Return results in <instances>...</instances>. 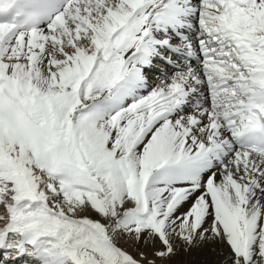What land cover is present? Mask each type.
Returning a JSON list of instances; mask_svg holds the SVG:
<instances>
[{"label":"snow or ice","instance_id":"6c2138e0","mask_svg":"<svg viewBox=\"0 0 264 264\" xmlns=\"http://www.w3.org/2000/svg\"><path fill=\"white\" fill-rule=\"evenodd\" d=\"M0 264H264V0H0Z\"/></svg>","mask_w":264,"mask_h":264}]
</instances>
